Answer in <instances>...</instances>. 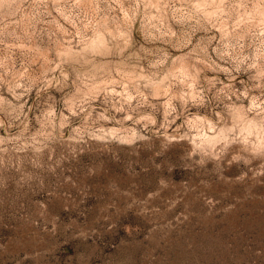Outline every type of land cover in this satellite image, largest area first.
Returning a JSON list of instances; mask_svg holds the SVG:
<instances>
[{
  "label": "clouds",
  "instance_id": "9594fccd",
  "mask_svg": "<svg viewBox=\"0 0 264 264\" xmlns=\"http://www.w3.org/2000/svg\"><path fill=\"white\" fill-rule=\"evenodd\" d=\"M264 0H0V264H264Z\"/></svg>",
  "mask_w": 264,
  "mask_h": 264
},
{
  "label": "rangeland",
  "instance_id": "374dc122",
  "mask_svg": "<svg viewBox=\"0 0 264 264\" xmlns=\"http://www.w3.org/2000/svg\"><path fill=\"white\" fill-rule=\"evenodd\" d=\"M253 219L256 220V222L264 223V219L261 218H253Z\"/></svg>",
  "mask_w": 264,
  "mask_h": 264
}]
</instances>
